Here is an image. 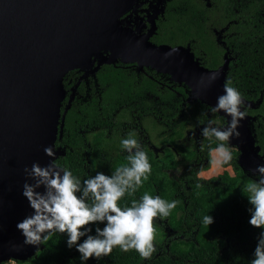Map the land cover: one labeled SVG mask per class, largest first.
<instances>
[{
  "label": "flooded vegetation",
  "instance_id": "flooded-vegetation-1",
  "mask_svg": "<svg viewBox=\"0 0 264 264\" xmlns=\"http://www.w3.org/2000/svg\"><path fill=\"white\" fill-rule=\"evenodd\" d=\"M225 4V0H132L117 20L134 43L141 45L147 40L154 45L186 47L201 67L216 69L227 59L228 70L230 62L236 59L228 37L240 17L236 19L239 9L234 6L230 17ZM188 15L194 16L195 23L188 21ZM204 36L210 37V48ZM135 50L140 52L139 48ZM108 53L103 55L107 58ZM91 59L69 69L62 77L64 97L60 113L63 110L65 113L61 138L55 141L56 147L63 148L59 165L81 177L96 171L110 174L116 166L127 163L120 138L135 135L149 162L159 164L160 171L168 177H180L186 188H189L188 182L211 180L223 172L243 186L254 180L243 168L247 165L253 173L252 169L263 163L264 150L257 141L255 145L259 146L262 159H240L241 150L229 144L235 166L217 165L215 172L206 174L213 160L211 146L217 141L202 137L199 131L202 125L197 121L211 119L217 126H223L226 119L219 113H208L209 105L200 99L190 97L189 100L191 88L185 82L173 81L170 74L157 71L144 56L116 55L109 62H101V57ZM212 60L218 63L206 64ZM225 79L226 73L223 82ZM191 102L192 115H185L187 103ZM147 181L142 184L143 189ZM129 201L121 200L125 205ZM156 219L165 236L177 231L166 225V218ZM24 262L30 260L27 258Z\"/></svg>",
  "mask_w": 264,
  "mask_h": 264
},
{
  "label": "water",
  "instance_id": "water-1",
  "mask_svg": "<svg viewBox=\"0 0 264 264\" xmlns=\"http://www.w3.org/2000/svg\"><path fill=\"white\" fill-rule=\"evenodd\" d=\"M131 1L0 0V263L25 260L42 248L41 244H23L15 224L31 211L21 195L27 179L24 166L30 167L33 161L45 165L63 154L55 141L61 136L65 113H60V103L66 71L89 63L92 57L109 62L116 55L144 56L157 71L185 82L191 88L189 100L198 98L211 105L223 91L227 59L209 70L186 47L154 45L147 40L134 43L117 20ZM103 52H109V57ZM210 74L215 79L209 81ZM243 101V110L259 103ZM217 113L227 121L223 112ZM245 113L240 135L229 144L241 150L240 159H262L255 145L256 117ZM47 145L53 147V157L43 152ZM243 171L256 178L247 165Z\"/></svg>",
  "mask_w": 264,
  "mask_h": 264
},
{
  "label": "clouds",
  "instance_id": "clouds-1",
  "mask_svg": "<svg viewBox=\"0 0 264 264\" xmlns=\"http://www.w3.org/2000/svg\"><path fill=\"white\" fill-rule=\"evenodd\" d=\"M165 55H171V52ZM212 79L215 76L210 74L209 81ZM222 88L215 103L207 106V112H223L226 123L217 126L211 119L197 121L202 125L200 135L217 141L211 149L217 165L232 160L229 141L240 135L239 124L246 115L241 107L244 101L239 89L230 79L225 80ZM119 144L127 153V163L116 166L110 174L96 171L81 177L54 161L45 165L33 161L30 167L24 166L27 179L22 182L21 195L31 211L15 224L23 244L40 245L56 232L63 234L65 246L75 248L84 264L90 257H108L117 246L121 252L134 250L142 259L151 258L156 251L153 219L169 216L177 201L145 191L127 205L118 203L126 193L132 196L152 171L138 136L124 135ZM43 152L49 157L54 156L50 145L45 146ZM252 172L256 178L245 185L247 223L259 232L250 254V264H264V163H258ZM212 221L209 214L203 217L207 225Z\"/></svg>",
  "mask_w": 264,
  "mask_h": 264
},
{
  "label": "trees",
  "instance_id": "trees-1",
  "mask_svg": "<svg viewBox=\"0 0 264 264\" xmlns=\"http://www.w3.org/2000/svg\"><path fill=\"white\" fill-rule=\"evenodd\" d=\"M225 3L230 17H233L230 12L233 6L239 9L236 19L240 17L228 37L236 59L230 62L226 79L231 80L243 98L254 102L259 100L253 107L255 110L247 113H258L253 115L256 117L253 123L257 144L264 150V0H225ZM187 18L190 23L194 20V16L188 15ZM203 40L210 48V37L204 36ZM212 61L206 64L218 63ZM192 107V102L187 103L184 114L192 115ZM216 143L211 147L214 148ZM60 149L63 151L62 147ZM60 158L58 155L54 162L60 164ZM227 164L235 166L233 159ZM151 165L150 180L145 189L141 185L132 196L126 193L122 200L135 199L145 191L165 200L175 199L176 207L164 218L167 219L166 225L177 231L165 236L156 221L160 217H156L153 219L156 251L150 259L140 258L134 250L121 252L117 246L108 257H90L86 264H250L259 229L247 223L245 186L223 172L211 180L188 182L189 188H186L180 177H168L160 171L159 164L152 162ZM207 214L213 217L209 225L203 222ZM64 238L63 234L54 232L41 244L42 248L28 258L29 263L15 260L8 264H84L75 248L65 246Z\"/></svg>",
  "mask_w": 264,
  "mask_h": 264
},
{
  "label": "rangeland",
  "instance_id": "rangeland-1",
  "mask_svg": "<svg viewBox=\"0 0 264 264\" xmlns=\"http://www.w3.org/2000/svg\"><path fill=\"white\" fill-rule=\"evenodd\" d=\"M215 160H216V155L215 153L213 152V160H212V165H211V168L208 169V171L206 172V174H211L213 172H215V170H217V164L215 163ZM13 260L14 259H8V260H5V262L8 263H13Z\"/></svg>",
  "mask_w": 264,
  "mask_h": 264
}]
</instances>
